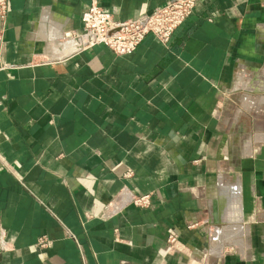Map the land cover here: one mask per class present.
Here are the masks:
<instances>
[{
  "label": "crops",
  "instance_id": "0c3cea01",
  "mask_svg": "<svg viewBox=\"0 0 264 264\" xmlns=\"http://www.w3.org/2000/svg\"><path fill=\"white\" fill-rule=\"evenodd\" d=\"M169 1L100 4L128 21ZM88 4L0 17V264H264V116L222 109L264 81V0H197L127 55L87 44Z\"/></svg>",
  "mask_w": 264,
  "mask_h": 264
},
{
  "label": "built area",
  "instance_id": "2783aa9c",
  "mask_svg": "<svg viewBox=\"0 0 264 264\" xmlns=\"http://www.w3.org/2000/svg\"><path fill=\"white\" fill-rule=\"evenodd\" d=\"M101 0H89L81 16L87 44H102L117 55H127L136 50L147 35L166 43L175 29L193 14L197 0H171L145 14L141 18L121 21L100 4ZM7 10V0H0V17ZM147 196L133 199V203L144 206ZM174 241V238H170ZM45 241L41 240L40 245Z\"/></svg>",
  "mask_w": 264,
  "mask_h": 264
},
{
  "label": "rangeland",
  "instance_id": "374dc122",
  "mask_svg": "<svg viewBox=\"0 0 264 264\" xmlns=\"http://www.w3.org/2000/svg\"><path fill=\"white\" fill-rule=\"evenodd\" d=\"M261 79H263L261 75H256L254 79H249L246 76L241 81L238 91L233 95L228 94V97L222 102V109L230 120L232 117H236L242 120L241 122L244 120V123L247 124V121L253 116H264V81ZM263 131L258 130L257 133H263Z\"/></svg>",
  "mask_w": 264,
  "mask_h": 264
}]
</instances>
